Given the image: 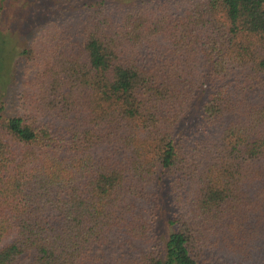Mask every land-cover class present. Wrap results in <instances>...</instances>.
Listing matches in <instances>:
<instances>
[{
    "label": "trees",
    "instance_id": "trees-1",
    "mask_svg": "<svg viewBox=\"0 0 264 264\" xmlns=\"http://www.w3.org/2000/svg\"><path fill=\"white\" fill-rule=\"evenodd\" d=\"M74 4L0 118V264H264V0Z\"/></svg>",
    "mask_w": 264,
    "mask_h": 264
},
{
    "label": "rangeland",
    "instance_id": "rangeland-1",
    "mask_svg": "<svg viewBox=\"0 0 264 264\" xmlns=\"http://www.w3.org/2000/svg\"><path fill=\"white\" fill-rule=\"evenodd\" d=\"M75 1L0 0V118L16 116L19 112L17 97L20 83L27 74L22 51L57 19L75 14ZM197 109L196 105L194 114ZM171 211L164 197L160 220L164 236L171 231L168 226Z\"/></svg>",
    "mask_w": 264,
    "mask_h": 264
}]
</instances>
